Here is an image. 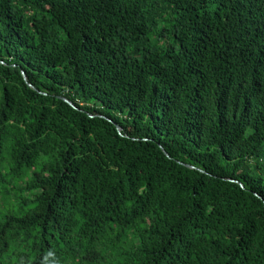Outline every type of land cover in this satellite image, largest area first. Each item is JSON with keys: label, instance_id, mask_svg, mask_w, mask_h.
Returning a JSON list of instances; mask_svg holds the SVG:
<instances>
[{"label": "trees", "instance_id": "trees-1", "mask_svg": "<svg viewBox=\"0 0 264 264\" xmlns=\"http://www.w3.org/2000/svg\"><path fill=\"white\" fill-rule=\"evenodd\" d=\"M0 264H264V0H0Z\"/></svg>", "mask_w": 264, "mask_h": 264}, {"label": "water", "instance_id": "water-1", "mask_svg": "<svg viewBox=\"0 0 264 264\" xmlns=\"http://www.w3.org/2000/svg\"><path fill=\"white\" fill-rule=\"evenodd\" d=\"M23 75H24V78L27 80V75H26V73H25L24 71H23ZM30 85H32V84H30ZM66 100H67L71 105L75 106L74 103H73L71 100H69V99H67V98H66ZM117 127H118L119 130H121V126L117 125ZM165 152H166V154L168 155V153H167L166 150H165ZM241 185H243V184L241 183ZM259 196H260V195H259ZM260 197H261V196H260Z\"/></svg>", "mask_w": 264, "mask_h": 264}]
</instances>
